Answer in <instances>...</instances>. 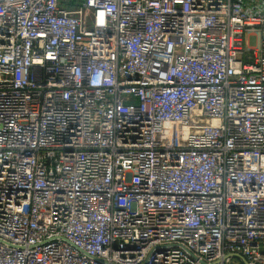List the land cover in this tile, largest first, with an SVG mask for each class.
<instances>
[{"label": "built area", "instance_id": "2783aa9c", "mask_svg": "<svg viewBox=\"0 0 264 264\" xmlns=\"http://www.w3.org/2000/svg\"><path fill=\"white\" fill-rule=\"evenodd\" d=\"M264 264V0H0V264Z\"/></svg>", "mask_w": 264, "mask_h": 264}, {"label": "water", "instance_id": "95a60500", "mask_svg": "<svg viewBox=\"0 0 264 264\" xmlns=\"http://www.w3.org/2000/svg\"><path fill=\"white\" fill-rule=\"evenodd\" d=\"M239 258L241 259L242 262H244L243 264H248V262L244 258L242 257H239Z\"/></svg>", "mask_w": 264, "mask_h": 264}]
</instances>
